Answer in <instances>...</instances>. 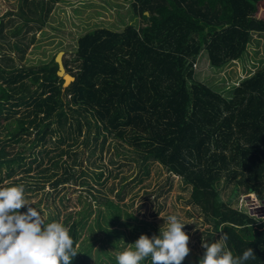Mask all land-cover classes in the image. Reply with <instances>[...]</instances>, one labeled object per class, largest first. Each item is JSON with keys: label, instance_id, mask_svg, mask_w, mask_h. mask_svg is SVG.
I'll list each match as a JSON object with an SVG mask.
<instances>
[{"label": "trees", "instance_id": "1", "mask_svg": "<svg viewBox=\"0 0 264 264\" xmlns=\"http://www.w3.org/2000/svg\"><path fill=\"white\" fill-rule=\"evenodd\" d=\"M56 1L21 0L20 22L11 33H35ZM127 1L138 26L128 24L121 31L97 27L81 35L72 57L62 60L74 76L66 87L56 73L55 55L31 65L2 55L0 168L11 170L28 154L23 144L19 156L10 157L11 144L36 145L54 137L57 156L71 159L52 182L56 190L75 181L77 173L87 174L72 168L82 131L92 133L93 142L101 138L102 146L115 140L144 163L156 161L189 185L188 203L212 232L226 234L235 255L252 247L255 256L245 264H264V216L231 203L243 195L264 204V60L227 96L197 80L193 70L202 51L215 68L242 58L253 35L264 32V19L256 15L263 0ZM8 23L0 20V36ZM12 47L22 60L28 44ZM226 189L230 193L224 199ZM98 200L96 225L116 245L111 237L119 239L123 232L109 225L126 224L118 221L126 215L109 198ZM86 217L70 212L62 222L78 251L71 264H88L78 242ZM199 257L189 251L181 264H198Z\"/></svg>", "mask_w": 264, "mask_h": 264}, {"label": "rangeland", "instance_id": "2", "mask_svg": "<svg viewBox=\"0 0 264 264\" xmlns=\"http://www.w3.org/2000/svg\"><path fill=\"white\" fill-rule=\"evenodd\" d=\"M20 3L21 0H0V20L10 22L2 32L4 37L0 36V58L3 54L9 55L17 64L47 62L59 51H63L62 60L69 59L76 48V40L87 31L97 27L121 31L128 24L135 27L139 24L131 1L58 0L42 27L35 33L30 30L13 35L12 29L20 22ZM256 15L264 19V1L259 3ZM32 36L34 39L30 42ZM14 42L28 44L22 60L19 59V52L12 47ZM263 60L264 32L253 35L242 58L220 68L211 66L206 52L202 51L193 64L194 76L227 96ZM92 135L82 131L77 141V165L72 166L78 172L86 170L87 174L77 173L75 181L59 185L58 194L52 182L63 172L65 162L70 163L71 159L67 160L66 155L57 156L54 137L36 145L23 142L11 144L13 149H10V157L19 156L18 148L23 144L28 154L20 164L12 166L13 171L9 176L7 173L11 170L0 168V186L23 184L26 200L40 210L45 222L56 220L62 223L67 213H86L78 242L80 253L86 255L88 264H112L111 257L115 259L124 248L132 247L141 233L151 236L154 230L158 232L160 226L166 227L167 216L170 214H177L186 222L184 230L189 236V249L202 256V242L211 243L219 238V234L212 232L211 225L200 215L198 208L188 203L189 185L178 176L170 174L156 161L144 163L137 154L112 139H107L102 146L101 138L93 142ZM100 170L104 171L103 176L93 179L92 175ZM229 193V189L223 190L222 197L226 199ZM64 194L66 198H61ZM101 197L116 202L126 215L118 220L126 224L109 225L110 229L117 228L123 232L119 239L111 237L117 242L116 245L109 244L108 238L104 237L96 225L97 209L101 208L98 198ZM67 198L71 200L66 201ZM255 202H249L245 196L240 195L231 203L251 214L264 216V204ZM25 210L26 206L23 205L19 209ZM114 262L116 264V259ZM141 264H151V258H145Z\"/></svg>", "mask_w": 264, "mask_h": 264}, {"label": "clouds", "instance_id": "3", "mask_svg": "<svg viewBox=\"0 0 264 264\" xmlns=\"http://www.w3.org/2000/svg\"><path fill=\"white\" fill-rule=\"evenodd\" d=\"M26 206L25 211H19ZM123 218V217H122ZM177 214L167 216L166 227L158 234L141 233L116 256V264H181L190 249L189 236ZM227 235L202 242L203 255L198 264H245L255 256L252 247L235 255L227 246ZM78 251L70 230L61 222H45L40 210L25 198L23 184L0 186V264H71Z\"/></svg>", "mask_w": 264, "mask_h": 264}, {"label": "water", "instance_id": "4", "mask_svg": "<svg viewBox=\"0 0 264 264\" xmlns=\"http://www.w3.org/2000/svg\"><path fill=\"white\" fill-rule=\"evenodd\" d=\"M144 13L147 14V12H144ZM62 54H63V51L57 52V54L55 55L54 60L57 63V66H58V69H57L56 73H57V75L59 77H61L63 79L62 86L66 87L74 80V76H72L69 72H67L65 70V67H64V64H63V61H62Z\"/></svg>", "mask_w": 264, "mask_h": 264}, {"label": "crops", "instance_id": "5", "mask_svg": "<svg viewBox=\"0 0 264 264\" xmlns=\"http://www.w3.org/2000/svg\"><path fill=\"white\" fill-rule=\"evenodd\" d=\"M263 1H264V0H263ZM263 1H262V2H263ZM258 11H259V3H258V10H257V13H258Z\"/></svg>", "mask_w": 264, "mask_h": 264}]
</instances>
